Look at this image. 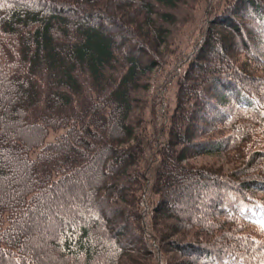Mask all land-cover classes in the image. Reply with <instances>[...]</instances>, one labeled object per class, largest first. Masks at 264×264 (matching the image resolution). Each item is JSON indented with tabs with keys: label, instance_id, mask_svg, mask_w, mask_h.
I'll list each match as a JSON object with an SVG mask.
<instances>
[{
	"label": "trees",
	"instance_id": "16d2710c",
	"mask_svg": "<svg viewBox=\"0 0 264 264\" xmlns=\"http://www.w3.org/2000/svg\"><path fill=\"white\" fill-rule=\"evenodd\" d=\"M263 82L264 0H0V264H264Z\"/></svg>",
	"mask_w": 264,
	"mask_h": 264
},
{
	"label": "rangeland",
	"instance_id": "374dc122",
	"mask_svg": "<svg viewBox=\"0 0 264 264\" xmlns=\"http://www.w3.org/2000/svg\"><path fill=\"white\" fill-rule=\"evenodd\" d=\"M200 14H201V11L200 10H197L196 13H195V18H194L195 19V22H196V20H198L200 18ZM191 26L192 25L185 26L183 28L184 34L181 37H179L178 41H176V43L172 47H170V50L173 51L175 54L177 52H183V53H185L188 50V49L186 50L185 48L187 47L188 42H189L188 36L190 35L191 30L193 29V27L191 28ZM168 62H169L168 63L169 66L172 65V63H173V57H171V60L169 59ZM183 71H184V68H181L179 70L180 73L183 72ZM155 72H158V70L155 71ZM163 76H164V73L163 72H158V73L155 74V76L153 78V84H152V86L150 88V91L152 90V88L155 85H158L159 84V81L162 78H164ZM259 91L260 92H263L264 91V82L261 83V86H260ZM174 92H175V80L172 79L168 84H166L164 86V89H163V93H165L164 96H163V98H164L163 99V105H166V107L169 110L168 112H170V113H171V110L173 109V106H174ZM145 113H146L145 117L146 118L149 117V119L147 121L146 128H149V126H150V124L152 122V118L155 117V115L151 117L148 114V111L147 110L145 111ZM59 133H61V132H56V133H52L51 132V133H49L48 136H47V138H46V140H45V142L47 143V142L53 141V139L55 137H57V135ZM37 152H38V150H34V152H32L30 156L31 157H34ZM212 159L213 158L210 157V160H212ZM217 160H218V162L220 164H222V167L221 168L224 169V171H226L227 169H229V167L225 165V162H224V160L222 158H217ZM218 162H216L214 164L215 165H219ZM196 164H199V163L196 162ZM217 167H220V166H217ZM36 234H37V232H36Z\"/></svg>",
	"mask_w": 264,
	"mask_h": 264
}]
</instances>
